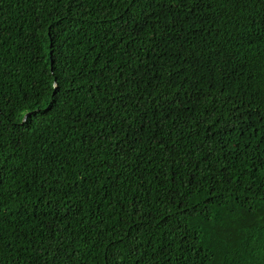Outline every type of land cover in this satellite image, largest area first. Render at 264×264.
<instances>
[{"label":"trees","instance_id":"obj_1","mask_svg":"<svg viewBox=\"0 0 264 264\" xmlns=\"http://www.w3.org/2000/svg\"><path fill=\"white\" fill-rule=\"evenodd\" d=\"M0 264H264V0H0Z\"/></svg>","mask_w":264,"mask_h":264}]
</instances>
